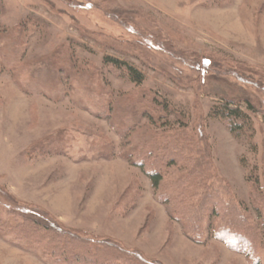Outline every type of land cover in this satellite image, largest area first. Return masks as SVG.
Here are the masks:
<instances>
[{"label":"rangeland","instance_id":"1","mask_svg":"<svg viewBox=\"0 0 264 264\" xmlns=\"http://www.w3.org/2000/svg\"><path fill=\"white\" fill-rule=\"evenodd\" d=\"M0 215V264H264V0H0Z\"/></svg>","mask_w":264,"mask_h":264},{"label":"trees","instance_id":"2","mask_svg":"<svg viewBox=\"0 0 264 264\" xmlns=\"http://www.w3.org/2000/svg\"><path fill=\"white\" fill-rule=\"evenodd\" d=\"M105 62L107 64L113 66L114 68L118 69L119 71H124L136 83H143V81L145 80L144 76L140 72H138V70H136L135 68H133L132 66H130L128 64H125L124 62H122L118 59L106 58ZM222 111L223 112L221 114H219L218 118L221 121H223L224 123H226L227 126L230 127L232 133L240 135V133H242L241 132L242 129H244L243 127H246V125H248L246 117L241 112H239L238 110L233 111V110H226L225 109ZM138 165L140 166V168H143V170L145 169L143 164L139 163ZM147 174H148V177L153 184V187L155 189H158L161 185V182L163 181L162 174L156 170L148 171ZM216 201L217 200H215L213 203L218 204V205H220L222 202V200H221V202H217V203H216ZM212 205H214V204H212ZM186 214H188L190 216L192 215L189 213H186ZM3 216L0 215V226L8 229L7 225H8V222H10L11 220L10 219L8 220V218H6L5 216L3 217ZM190 216H186V219L187 220L189 219L191 222L190 223V230L193 233H195V232L197 233V234L196 233L194 234V236H195L194 239L200 240L201 237L203 239V236L206 235V231L203 230L202 233H201V231L199 232L197 229L200 227V225L197 223V219H195V218L193 219ZM188 217H190V218H188ZM223 219H224V222L226 221L227 225L224 224V222H221V224L219 223L218 226L216 227V229L214 227L215 233L213 235L217 239L222 240L223 242L224 241L231 242L233 244V245H231L232 248H234L235 250L241 251V252L246 251V252H248L247 254L251 258H253L255 256L256 248L253 245H251V243H248L246 241L248 239H247L246 234L244 233L245 229H242V226L240 227L239 222H238V221H240V218L236 219L234 209L228 210L226 212V215L224 216V218H222V220ZM34 223H37V222L27 219V223L22 224V225H18V226L15 225V227L10 226V229L12 230V233H14V231L17 229L18 233H17V231H16V233L20 237L16 236V239L20 238L19 240L21 241V236H28V235L31 236V235H34L37 232V230L40 231L41 228L39 226H35ZM222 224H223V226H222ZM232 229H234V232ZM51 230H53V229H51ZM56 231L58 233H60V235H61V231L59 229H57ZM238 231L243 232V234H239V237L242 240H245V244H243V247H242L243 249H239L238 247H235V245H238V244L233 242V241H235V238H238V235H237ZM209 232H210V226H209ZM22 240H23V238H22ZM23 241L26 242L27 240L24 239ZM65 244H66V242L61 241L60 243L57 242L54 245L47 244L45 247L52 249L51 252H53V253H56V254L59 253L60 255H64V253H62L61 251L66 246ZM63 245H65V246H63ZM61 246H63V247H61ZM95 252L98 255V252L97 251H95ZM118 252L123 254V251H121V250H117V253ZM83 254L86 258L89 257L87 252L83 251ZM60 255H57L54 259L56 260L58 258H61ZM117 261H119V260H117ZM117 261L112 263V264H118L119 262H117ZM103 264H111V263H106L104 261ZM122 264H147V263H145V261L142 258L136 259V260H130V259L126 260L124 258Z\"/></svg>","mask_w":264,"mask_h":264}]
</instances>
